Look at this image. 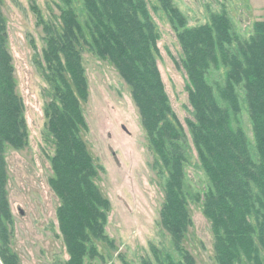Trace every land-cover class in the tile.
Instances as JSON below:
<instances>
[{"label":"trees","instance_id":"1","mask_svg":"<svg viewBox=\"0 0 264 264\" xmlns=\"http://www.w3.org/2000/svg\"><path fill=\"white\" fill-rule=\"evenodd\" d=\"M54 5L59 17L43 24V54L53 88L46 108L55 146L49 183L60 199L57 220L66 264L102 258L98 241L113 245L105 229L109 201L95 184L97 169L80 135L79 98L85 99L87 89L83 46L111 62L131 88L164 180L160 225L178 257L153 249L154 261L143 258L140 264H194L193 255L180 247L191 225L185 172L192 149L208 180L207 190L193 198L202 201L210 222L215 264H264V20L254 21L249 37L240 38L224 9L189 25L173 0H57ZM159 12L181 52L173 60L187 81L190 138L173 112L157 63L160 33L153 15ZM7 42L0 11V256L4 264H17L3 224L11 218L3 154L5 147L23 148L28 131Z\"/></svg>","mask_w":264,"mask_h":264},{"label":"rangeland","instance_id":"2","mask_svg":"<svg viewBox=\"0 0 264 264\" xmlns=\"http://www.w3.org/2000/svg\"><path fill=\"white\" fill-rule=\"evenodd\" d=\"M173 1L187 16L189 25L205 23L211 12L224 9L240 38L249 37L254 21L264 20V0ZM55 2L0 0L28 131L23 148L5 147L3 154L5 192L11 212V218L4 219L3 224L17 264H66L69 258L57 220L60 199L49 183L55 146L52 135L48 134L46 108L53 88L43 54L46 46L43 24L52 23V19L57 22L59 11ZM153 19L160 33L157 63L162 80L173 112L190 138L185 124L186 117H190L187 81L173 60L179 59V44L162 12L154 14ZM82 64L87 89L85 99L79 98L84 118L80 135L97 169L95 184L109 201L105 229L113 240L112 246L104 241L96 242L102 258L87 257L85 263L140 264L143 258L154 261L153 249L170 252L177 258L178 251L170 234L160 225L164 180L155 168L156 155L141 124L131 88L111 62L97 57L86 46L82 48ZM243 124L250 136L244 114ZM185 173V184L191 193L188 199L191 225L180 247L193 255L194 264H215L211 225L203 213L202 201L193 198L208 187L194 149ZM0 264H4L1 256Z\"/></svg>","mask_w":264,"mask_h":264},{"label":"water","instance_id":"3","mask_svg":"<svg viewBox=\"0 0 264 264\" xmlns=\"http://www.w3.org/2000/svg\"><path fill=\"white\" fill-rule=\"evenodd\" d=\"M20 212H21V210H20ZM22 213V212H21Z\"/></svg>","mask_w":264,"mask_h":264}]
</instances>
